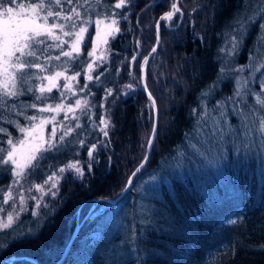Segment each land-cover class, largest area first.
Masks as SVG:
<instances>
[{"label":"trees","instance_id":"obj_1","mask_svg":"<svg viewBox=\"0 0 264 264\" xmlns=\"http://www.w3.org/2000/svg\"><path fill=\"white\" fill-rule=\"evenodd\" d=\"M133 3L129 21H121L125 32L111 43L107 63L95 73L108 69L101 77L103 84L99 88L93 86L95 95L88 98L97 105L93 113L100 111L104 87H114L119 94L123 85L130 82L128 61L136 48L132 32L141 40L144 57L152 43V32L146 28L148 21L157 19L170 7V0ZM180 7L184 16L178 24L166 27L161 23V44L148 63V86L157 101L160 136L130 190L113 205L94 203L96 198H117L142 161L141 145L150 133L151 122L148 100L141 87L130 96L121 97L115 105L110 103L111 97L106 102V107L112 109L114 128L109 136L110 146L98 152L93 171L89 173L86 163H82L84 178L66 175L57 197L45 199L49 207L40 210L38 223L29 209L7 234L0 233V263L12 255L37 258L46 249L43 243L52 239L62 250L70 237V221L77 208L101 204L106 205L105 209L87 216L63 264H264V149L258 147L259 138L255 134L251 137L255 145L243 136L226 137L228 142L223 146L214 138L212 143L205 142L212 130L211 117L218 115L212 110L217 101L234 91L237 75L247 78L248 72H253V77L247 78L249 87L259 89V72L250 68L242 74L227 71L230 66L240 67L248 61L259 66L263 61L264 52L259 53L260 60L255 59L260 46L257 26L250 28L239 55L226 57L218 50L228 46V25L239 7L238 0H182ZM249 48L253 50L251 60ZM82 55H87V47ZM221 66L226 69L222 77ZM76 70L84 71L77 65L70 72ZM78 79L80 88L85 81L83 76ZM216 80L221 83L205 98L211 115L200 120L205 110L201 93ZM52 95L59 97L56 91ZM253 100L249 102L254 103ZM86 122V117H82L81 123ZM228 123L240 127L238 117H230ZM8 128L14 136L19 135L15 128ZM78 148L71 145L45 163L62 166L74 158ZM79 153L75 159L87 161L86 148H79ZM42 178L43 174L35 182H42ZM11 179V173L0 167V188L6 189ZM93 234L96 236L90 238ZM57 259L45 257L39 263L54 264Z\"/></svg>","mask_w":264,"mask_h":264},{"label":"snow or ice","instance_id":"obj_2","mask_svg":"<svg viewBox=\"0 0 264 264\" xmlns=\"http://www.w3.org/2000/svg\"><path fill=\"white\" fill-rule=\"evenodd\" d=\"M238 2L239 7L228 25V46H222L218 51L226 57L239 55L250 28L255 25L258 33L256 39L260 42L255 59L260 60L259 53L264 52V0ZM179 5L180 0H170L169 10L155 21L156 42L142 61L137 60L141 40L135 41L136 51L128 61L130 82L123 85L119 94L114 87H104V95L98 105L100 111L93 113L97 105L88 98L95 95L93 86L99 88L103 84L101 77L108 69L95 75L93 73L101 64L107 63L110 41L122 34L120 24L121 21H129L130 10L135 7L133 0H0V167L10 172L12 177L6 189L0 188V213L5 214L0 217V233L7 234V230L14 228L20 214L29 210V200L34 201L31 215L38 223L42 215L40 210L49 207L45 198L54 200L57 197L61 180L67 179L66 173H71L75 179H83L85 171L82 163L87 164L89 173L93 171L100 148L110 146L109 136L114 128L112 109L106 107V102L111 97L110 103L115 105L121 97L130 96L138 87H142L147 94L146 107L150 109L151 130L141 145L144 149L142 161L127 180L128 185L133 183L132 177L141 172L160 136L159 110L148 86L146 68L149 57L157 52L160 44L161 22H174L177 14L183 18L184 13ZM93 24L94 36L89 31ZM88 39L92 47L83 56L82 50L87 47ZM54 52L58 54L53 55ZM62 57L66 59L62 60ZM253 58V50L249 48V59ZM53 61L59 63L54 64ZM77 65L83 67L84 71L67 74ZM134 65L140 69L138 79L132 71ZM246 68L261 73L259 89L250 88L249 80L237 75L232 94L217 101L212 110L218 115L211 117L212 130L205 142L212 143L214 138L223 146L228 142L226 137L243 136L245 141L255 145L256 141L251 139L255 134L260 141L258 147L264 149V61L259 66L256 63L230 66L227 71L242 74ZM115 71L119 76L120 68L117 67ZM225 72V67L221 66L219 75L222 77ZM81 75L85 82L75 90L79 84L77 77ZM61 79L63 84L59 83ZM220 83V80L213 81L206 86L207 91H202L201 104L205 110L200 120L211 115L205 98L210 97ZM54 89L59 92V97L52 95ZM245 97L249 100L254 98V103ZM228 106H231V112ZM61 114L62 119L58 120ZM94 115L97 116L96 120L93 119ZM230 115L238 117L240 127L228 123ZM82 117H86V123H81ZM9 125L16 129L18 136L9 131ZM49 125L50 130L45 134V128ZM90 136L93 137L91 141L88 139ZM71 145L86 148L87 161L75 159L80 154L78 148L73 154L74 158L62 166L45 163L69 150ZM41 174L42 182H35ZM4 205H9V208Z\"/></svg>","mask_w":264,"mask_h":264},{"label":"rangeland","instance_id":"obj_3","mask_svg":"<svg viewBox=\"0 0 264 264\" xmlns=\"http://www.w3.org/2000/svg\"><path fill=\"white\" fill-rule=\"evenodd\" d=\"M181 3H182V0H180V5H181ZM179 5V6H180ZM170 8V7H169ZM169 8L168 9H165V11L163 12V13H165L166 11H168L169 10ZM162 13V14H163ZM162 14H160L159 16H158V18L157 19H155V20H150V21H148V24H147V26H146V28H148V29H150L151 30V37H152V43H151V47L154 45V42H155V38H156V29H154V26H155V21L156 20H158L159 19V17L162 15ZM178 15V14H177ZM177 19H176V17H174V22H161L162 24H169V26H173L175 23L176 24H178L179 22H180V20H181V18L179 17V19H178V21H176ZM141 26V25H140ZM142 26H144V24H142ZM120 27H121V29L123 30V23L121 22V24H120ZM139 27V26H138ZM90 34L91 35H95V25L93 24L91 27H90ZM123 32H125L124 30H123ZM120 35V34H119ZM132 35H133V43H134V46H135V41L137 40V37L135 36V32L133 31L132 32ZM160 35H161V31H160ZM87 38V37H86ZM114 40H112V41H110V45L108 46V47H110L111 46V43L113 42ZM160 44H161V39H160ZM160 44H159V46H160ZM91 47H92V45H91V40L90 39H88V42H87V50H89V49H91ZM101 47H105V46H101ZM150 47V48H151ZM144 48L143 47H141L140 48V54L138 55V58H137V60L138 61H142L143 60V57H141V54L144 52ZM136 51V48L134 47V52ZM149 53V52H148ZM147 53V54H148ZM107 56H108V59H109V57H110V52L107 54ZM154 56V55H153ZM153 56H152V58H153ZM108 59H107V61H108ZM263 61H264V58H263ZM249 62V64H251V62L250 61H248ZM97 63H100L99 61H97ZM102 65L103 64H101L100 65V67H102ZM94 67H95V65H94ZM100 67H98V68H100ZM148 67V66H147ZM98 68H96V71H97V69ZM248 68H246V70H247ZM135 72H134V71ZM96 71L93 73V75H95V73H96ZM132 71L136 74V76H137V79L139 78V71H140V69H139V66L138 65H134V68H132ZM262 71H264V69H262ZM146 72H147V68H146ZM257 73V72H256ZM67 74H72L71 72H69V73H67ZM83 75H81V77H82ZM247 78H249L250 76H252L253 77V72H248V74H247ZM261 77V73L259 72V76H258V82H259V78ZM79 77H77V80L79 81V79H78ZM63 79H61L60 81H59V83H61V84H63ZM78 86H79V84H77L76 85V89L75 90H78L79 88H78ZM53 91H56V92H58L57 90H53ZM59 93V92H58ZM231 94H232V92H231ZM73 98H75V97H70V99H73ZM254 101V100H253ZM67 102V101H66ZM229 110V112H231V108L230 109H228ZM62 116H63V114H61L60 116H58L57 117V119L58 120H60V119H62ZM230 117H232V118H234L235 120H237V117H235V116H229L228 117V121H229V118ZM50 125L48 126V127H46L45 128V134H47V132L50 130ZM102 148H100V150H101ZM99 150V151H100ZM86 166H87V164H86ZM68 174H71V173H66L65 175H68ZM38 178V177H37ZM36 178V179H37ZM79 180V179H78ZM61 183V182H60ZM47 198H49V197H46L45 199H47ZM116 199V198H115ZM114 200V199H113ZM95 204H97V202H94ZM28 206H29V209H30V211L32 210V207L34 206V201H32V200H29L28 201ZM105 206L106 205H97V206H95V205H88V206H79L78 208H77V210H76V212H75V216H73V218H72V222L70 221V224H72V231H71V234H70V237H69V239L67 240V242L65 241V245L62 247V250H59L56 246H55V242H54V240L55 239H52V240H50V241H45L44 243H43V245L44 246H46V249L45 250H43L42 251V253L39 255V256H37V258L39 259V261H38V259L35 257H31V256H26V255H12V256H10V258H15L16 260H14L11 264H27V262H29L30 264H40L39 262H40V260H43L45 257H48L49 259H51V260H53L55 257H57V258H60V256L62 255V253H63V251H64V249H65V247H66V245L68 244V241L70 240V238H71V235H72V233L74 232V230H75V228H76V225H78L79 226V228H78V232H77V235L79 234V232H80V230H81V227H82V225L83 224H85V218H86V216L87 215H89V214H95V213H99V212H102L104 209H105ZM4 207L5 208H9V205H4ZM95 207V208H94ZM28 212V211H27ZM27 212H23V213H21L20 214V217L21 216H23L24 214H26ZM5 214H3V213H0V217H2V216H4ZM82 220H83V222L84 223H82V225H80V223L82 222ZM87 222V221H86ZM56 238H57V236L59 235V229H58V231L56 232ZM55 234H53V236H54ZM76 235V236H77ZM96 236V234H93V235H90L89 237L90 238H94ZM76 238V237H75ZM75 240V239H74ZM74 242V241H73ZM73 244V243H72ZM56 247V250H55V253L53 252V250H54V248ZM59 256V257H58ZM18 258H20V260H18ZM24 258H27V259H24ZM4 264H7V261H5L4 262Z\"/></svg>","mask_w":264,"mask_h":264},{"label":"water","instance_id":"obj_4","mask_svg":"<svg viewBox=\"0 0 264 264\" xmlns=\"http://www.w3.org/2000/svg\"><path fill=\"white\" fill-rule=\"evenodd\" d=\"M155 42H156V38H155ZM155 42H154V44H155ZM158 48V47H157ZM151 51V50H150ZM149 51V52H150ZM152 56H150L149 57V60H150V58H151ZM142 88V87H141ZM143 90V89H142ZM144 93V92H143ZM145 95H146V97H147V94L146 93H144ZM151 153V152H150ZM150 153H149V155H150ZM140 164V163H139ZM139 164H138V166H139ZM145 164H146V162H145ZM145 164H144V166H145ZM144 168V167H143ZM142 168V169H143ZM135 170V169H134ZM133 170V171H134ZM140 173V172H139ZM132 174V173H131ZM131 174L129 175V177H131ZM128 177V178H129ZM133 179H134V177H132V181H133ZM128 180V179H127ZM131 186H132V184L131 185H128L127 184V181H126V184H125V187H124V189L122 190V192L119 194V196L116 198V199H114V200H110V199H106V198H96L95 200H94V202H105V203H108L109 205H113V204H115L116 202H118L129 190H130V188H131ZM82 223H83V220H82V222L80 223V225H82ZM78 228H79V226L78 225H76V228H75V230H74V232L72 233V235H71V238H70V240L68 241V244L66 245V247H65V249H64V251H63V253H62V255L60 256V258L54 263V264H61L63 261H64V259H65V257L67 256V254H68V252H69V250H70V248H71V245H72V243H73V241H74V239H75V237H76V235H77V232H78ZM24 259H27V258H24ZM14 260H16L15 258H9V259H5L4 261H2L0 264H4V262L5 261H7V264H11ZM18 260H20V258H18Z\"/></svg>","mask_w":264,"mask_h":264}]
</instances>
